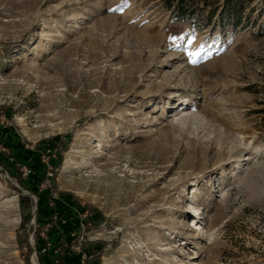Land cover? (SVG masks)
<instances>
[{
    "label": "rangeland",
    "instance_id": "374dc122",
    "mask_svg": "<svg viewBox=\"0 0 264 264\" xmlns=\"http://www.w3.org/2000/svg\"><path fill=\"white\" fill-rule=\"evenodd\" d=\"M0 264H264V0H0Z\"/></svg>",
    "mask_w": 264,
    "mask_h": 264
},
{
    "label": "snow or ice",
    "instance_id": "6c2138e0",
    "mask_svg": "<svg viewBox=\"0 0 264 264\" xmlns=\"http://www.w3.org/2000/svg\"><path fill=\"white\" fill-rule=\"evenodd\" d=\"M172 39L175 41L176 39H181V37H173ZM193 63H195V61H193Z\"/></svg>",
    "mask_w": 264,
    "mask_h": 264
}]
</instances>
